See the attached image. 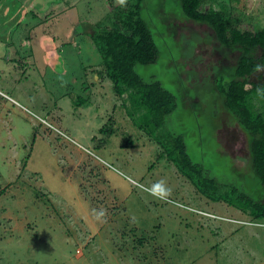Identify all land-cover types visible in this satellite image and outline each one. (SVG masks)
<instances>
[{"label":"rangeland","instance_id":"obj_1","mask_svg":"<svg viewBox=\"0 0 264 264\" xmlns=\"http://www.w3.org/2000/svg\"><path fill=\"white\" fill-rule=\"evenodd\" d=\"M123 2L0 0V264H264V222L198 193L104 77L92 36ZM206 2L264 28V0ZM141 16L159 54L135 71L177 100L158 133L181 136L216 195L262 201L248 138L216 89L242 51L177 0H144ZM249 80L264 84V69Z\"/></svg>","mask_w":264,"mask_h":264},{"label":"trees","instance_id":"obj_2","mask_svg":"<svg viewBox=\"0 0 264 264\" xmlns=\"http://www.w3.org/2000/svg\"><path fill=\"white\" fill-rule=\"evenodd\" d=\"M143 1L124 0L114 10L113 25L105 27L99 23L102 26L93 34V43L102 57L104 77L111 81L116 95L122 97L127 94L132 116L136 114L143 124L134 122V125L158 143L168 162L174 163L198 193L216 202H226L246 213L253 221L264 222V199L258 201L244 192L233 188L227 190L226 187V191L223 190L225 194H232L237 202L222 197L223 194L216 195L220 192V184L189 160L181 136L158 133L166 117L175 111L177 100L159 82L145 81L135 71L137 65L155 63L159 54L153 33L141 16ZM177 1L186 18L211 27L222 46L242 51L230 79H219L216 89L223 99L224 108L248 138L251 165L264 188V110L257 109L254 104V99L260 97L264 102V84L249 80L261 67L264 69V28L245 29L239 13L233 8L222 6L215 9L206 0ZM257 50L262 51L259 58L253 55ZM129 117L131 121L135 120L131 115ZM107 125L108 128H103L100 133L111 136L114 132L112 120ZM122 146L132 147L133 144L126 140Z\"/></svg>","mask_w":264,"mask_h":264}]
</instances>
